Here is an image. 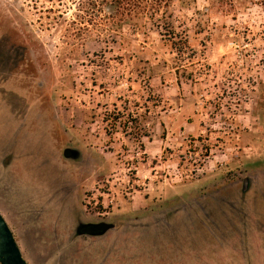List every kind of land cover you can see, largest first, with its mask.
<instances>
[{
    "label": "rangeland",
    "instance_id": "374dc122",
    "mask_svg": "<svg viewBox=\"0 0 264 264\" xmlns=\"http://www.w3.org/2000/svg\"><path fill=\"white\" fill-rule=\"evenodd\" d=\"M111 1L0 0V214L23 259L264 264V11Z\"/></svg>",
    "mask_w": 264,
    "mask_h": 264
},
{
    "label": "trees",
    "instance_id": "16d2710c",
    "mask_svg": "<svg viewBox=\"0 0 264 264\" xmlns=\"http://www.w3.org/2000/svg\"><path fill=\"white\" fill-rule=\"evenodd\" d=\"M175 1L183 0H112L111 7H115L119 17L127 18L126 20L135 18H147L154 20L161 9H168ZM222 7L235 9V4L239 0H208ZM250 5H257L264 11V0H242ZM120 11V12H119ZM131 13L134 15L132 16ZM124 21V20H123Z\"/></svg>",
    "mask_w": 264,
    "mask_h": 264
},
{
    "label": "water",
    "instance_id": "95a60500",
    "mask_svg": "<svg viewBox=\"0 0 264 264\" xmlns=\"http://www.w3.org/2000/svg\"><path fill=\"white\" fill-rule=\"evenodd\" d=\"M110 226L100 225L99 228H93L86 231L87 234L105 232ZM0 264H27L23 259L21 252L15 242L12 231L0 214Z\"/></svg>",
    "mask_w": 264,
    "mask_h": 264
},
{
    "label": "flooded vegetation",
    "instance_id": "af4514ba",
    "mask_svg": "<svg viewBox=\"0 0 264 264\" xmlns=\"http://www.w3.org/2000/svg\"><path fill=\"white\" fill-rule=\"evenodd\" d=\"M63 157L66 159H72L75 161L76 157L80 158V156H78V152L76 150H70V149H65L63 151ZM100 225H107L110 226L111 228L106 230L104 233L101 232V230L97 231V232H93L91 234H87L86 231H88L89 229H93V228H99ZM114 229V226L112 224H107V223H97V224H84L81 220H77L76 221V226H75V234L77 235V237H81V236H87V237H101L103 235H105L107 232L111 231Z\"/></svg>",
    "mask_w": 264,
    "mask_h": 264
}]
</instances>
